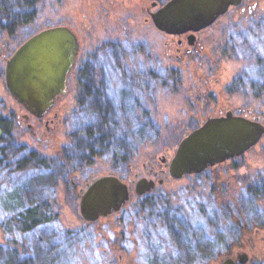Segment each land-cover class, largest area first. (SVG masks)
<instances>
[{
  "label": "flooded vegetation",
  "instance_id": "obj_1",
  "mask_svg": "<svg viewBox=\"0 0 264 264\" xmlns=\"http://www.w3.org/2000/svg\"><path fill=\"white\" fill-rule=\"evenodd\" d=\"M244 1L242 0L238 6L230 7L222 16L229 14L233 9H238L241 16H252L256 4L252 3L245 7ZM160 6L153 2L150 6L152 7L151 10L146 7L145 17L141 21L117 22L122 27V35H124L122 41L118 39H114L117 41L113 39L104 41L93 53V56L82 53V39L70 27L78 37L79 50L75 63L66 76L64 92L55 97L53 105L41 117L29 114L16 102L23 110V118L27 120V129L33 135L38 132L43 134L36 136L38 141L47 139L62 125L66 127V144L61 147L62 159L67 172H76L72 186L73 190L77 192V197L81 196L93 179L100 176L114 175L127 185L129 198L121 210L128 205L126 207V225L129 229L130 238L133 237L131 244L134 251L130 252L126 264H143L146 262L144 260L149 257L159 260L165 246V237L169 238V246L174 249L179 247L181 234H189L193 238L202 237V240L205 241L203 244L208 243L211 246L212 240L209 235L213 226V202L215 205L224 208L231 230L238 237L237 241L233 240L230 243L225 252L227 253L225 258L235 259L233 253L240 252L247 253L250 258V251L259 249L262 242L250 240L245 243L241 237L247 235L250 238L252 235L258 239L257 236L264 229L252 223L250 230L249 228L246 230L247 225L243 220V214L240 213L242 212L240 204L243 195L244 197L247 196L255 204H258L257 210L262 214L264 213L261 211L262 207L260 208V205L263 206L260 198L261 195H264V168L262 170L255 168L259 166L255 163L262 151L260 153L258 151L252 152L253 147L260 143L264 137H261L254 146L238 156L209 166L202 172L185 174L184 176L192 178L186 187L195 196L186 199L184 203L176 202L174 198L171 200L168 196L170 194L168 190L158 192L157 196H151L155 191H160L159 189L164 184L175 182L173 180L176 178L169 175L168 169L170 159L174 155L178 143L172 148L163 150L162 155L157 158H150L148 153L142 154L140 164L133 165L131 159L133 139H140V143H137L134 149V153L137 154L139 149L148 141L145 134L148 133L149 126L157 133L159 130V125L152 121L148 112L142 107L143 104L146 106L149 104V99L154 100L155 95L153 97L151 91L167 92L173 99L171 106L179 108L181 114L188 116V118L196 119V115H193L191 110L210 108V113H200L199 116L197 114L199 123L183 134L181 139L199 127L209 117L223 116L227 112L259 121L264 125L262 116L252 112L251 109L254 104H250L252 101L262 98V94H264V49H262L264 44L261 45L260 41L253 38L254 34L259 35L257 24L260 22L254 21L251 27H244V29L237 31L236 26L227 20H221V16L212 24L198 31L172 34L158 29L151 19V13ZM252 30L256 33L252 34ZM249 33L252 34V37H248ZM217 34L222 38L221 46L225 51H227L226 46L236 45L235 39L237 38L242 40L243 49L253 51L250 58L241 55L239 64L242 65L245 72L241 70L237 72L238 74L242 73L238 75V78H234L233 82L231 81L228 88L232 89L230 91L224 90L225 94L231 95L236 91L234 87L237 89L244 86V90L241 92L244 101L240 103L228 102L229 100H226L228 96L225 97L222 91L211 92L202 88L193 90L190 88L191 84L186 86L180 80L184 71L192 72L193 67L197 65L199 53L204 48L203 41L211 40ZM3 36L4 30L2 23H0V38ZM134 45L140 48L139 61H134L130 54L135 55L132 51ZM7 47L6 41L0 40V62L3 63L4 84L5 63L15 51L12 50L6 57ZM125 47L130 52H127ZM128 56L132 60L128 61ZM84 57L86 58L84 59ZM139 64L142 65L140 69L138 68ZM244 73L251 79L248 78L246 82L243 81ZM149 93L152 96H149ZM214 95L217 101L220 95L221 98L224 96L225 101L216 104ZM70 104L77 110L76 115H80L79 118L82 117L77 129L78 132L74 128L71 132L72 129L69 128L72 119L68 110ZM133 111H135L134 115L132 114ZM65 115H67L66 118ZM13 118L7 119L10 122L13 121ZM3 121L4 119L0 118V138L2 132L7 134L9 130L7 128L8 123ZM18 124L22 123L18 122ZM68 141L77 146L78 149L80 147L75 163H72L74 160L71 157L73 155L69 152ZM3 146L6 148L8 145ZM111 147L112 152L110 153ZM31 152L35 153L34 150H26L27 158ZM92 152L102 154L115 167L123 165L124 174L112 170L102 174L86 173V167L91 165L89 154ZM142 179L154 181V187L150 191L138 195L135 193V188ZM132 194L136 196L132 197ZM229 204L238 205L237 208L235 207V214L226 207ZM135 236L137 240H134ZM191 242L194 243L195 240L192 239ZM182 246L186 249L189 248L187 244ZM201 246L203 247V245ZM137 248L142 249L141 252H144V255ZM166 248L168 247L165 246ZM207 259L206 256L205 262L199 260L200 263L196 264H210V259ZM178 264L184 263L179 262ZM185 264L195 263L186 262Z\"/></svg>",
  "mask_w": 264,
  "mask_h": 264
},
{
  "label": "rangeland",
  "instance_id": "obj_2",
  "mask_svg": "<svg viewBox=\"0 0 264 264\" xmlns=\"http://www.w3.org/2000/svg\"><path fill=\"white\" fill-rule=\"evenodd\" d=\"M166 1L167 0H38L34 5L35 11L31 23H29V25L25 28L17 31L12 36H8L4 33V36L1 37L0 40H5L8 45L6 51V57H8L10 52L12 50H16V48L28 36H30V34L36 33L48 27L64 24L71 27L82 39V53L93 56V53L102 45L104 41H108L110 39H118L119 41H122V37L124 36L122 35V27L117 22L127 23V21L130 20L141 21L145 17L144 13L146 12V7L151 10L152 7L150 6L153 2H156L158 5H162ZM252 3L256 4V8L253 9L252 16H241L238 9H233L229 14L222 16L221 20L231 22L233 26L237 27V31L244 29V27H251L252 22L259 21L260 23L257 24L259 27L257 30L259 35L254 34L253 38L260 41L261 45H263L264 0H245L243 5L246 7V5H251ZM141 8H143V12L141 11ZM253 33H256V31L254 32V30H252V34ZM252 34L250 35L249 33L248 37H252ZM235 41H237L236 45H228L225 47L227 48V51H225V49L223 50V47L221 46L222 38L219 34L214 36L211 40H205L203 43L201 42L204 48L199 53V61L197 60V65L193 67L192 72L184 71L180 80L186 86L191 84L190 88L193 90H196L195 88H202L203 90L211 92L222 91L224 94L226 93L224 91L225 89L230 91L232 88H228V86L231 85V81L233 82L234 78H238V75L245 72L243 71L242 65L239 64V58L241 55H245L246 58H250L253 52L251 49L250 51H246V49L242 48L243 43L241 39L237 38ZM137 47L134 45V49L132 50L135 55L130 53L133 56L134 61H139L140 48L139 46ZM125 49L127 52L129 51L128 48L125 47ZM85 58L86 57H84V59ZM127 59L128 61L132 60L129 56ZM138 68H142V65L139 64ZM240 70L242 72L238 74L237 72ZM243 76V81L245 82L248 78H250L245 75V73ZM180 84L182 83L180 82ZM234 89L236 90L234 94H225V97L228 96L226 97V100L234 103L244 101L241 94L244 90V86H240L237 89L234 87ZM151 92L153 97L155 95L153 98L154 100L149 99V104L147 106L143 104L142 107L148 112V116L152 119V121L156 125H159V130L158 133L151 128L148 130V133L145 134L148 141L142 146V148L139 149L137 154L134 153V149L140 139H133V155L131 159L133 165L141 163L140 156L144 153H148L150 158H157L161 156L163 150L166 148H172L179 142V140H181L183 134H185L188 130H191L199 123L197 117L200 113H210V108H196L191 110L193 115H196V119L191 117L188 118V116L181 114L179 108L171 106L173 99H171L167 92ZM148 95L152 96L151 93ZM225 97L222 96L221 98L220 95V98H218L217 101L214 95V99L217 102L216 104L225 101ZM250 104H254V107L251 109L252 112L256 114L259 113L264 121V94H262V98L257 99L254 102L252 101ZM73 107L74 106L72 104L68 107L70 117H72L69 128L77 130L80 126V119H82V117L79 118L80 115H76L77 110ZM134 112L135 111L132 112L133 115ZM13 116H15V118H13ZM66 116L67 115H65V118ZM0 118L4 119L3 122L8 123L7 128H9L7 134L2 132L0 138V148L5 147L3 145H8L7 147H9L5 151L7 155L6 159H8V162L5 161L6 166H8L6 169L15 167L11 164V162L14 158L13 156L17 155L16 152L21 148L24 150H34L37 156L42 157L47 161L54 160L57 163L61 161V147L66 144V127L62 125L47 139L38 141L36 136H41L43 134L38 132L33 135L31 131L27 129V120L23 118L22 108L11 97L4 84L3 63L1 62ZM7 118H13V121L11 120L9 122V119ZM18 122H21L22 124H18ZM63 124H65L64 121ZM71 132H73V129ZM67 144L69 146L70 154L74 156H71L74 160L72 163H75L77 161V150L75 145L71 144L70 141H68ZM112 147L110 149V153L112 152ZM253 148L252 152L258 151L260 153V151H262L255 163V165H259L255 168L262 170L264 168V138ZM90 154L91 165L86 167V173L94 172L96 174H102L112 170L121 172V174L123 172L124 174L125 168L123 165L115 167L113 163L105 159L102 154H98L97 152L96 154L94 152ZM50 164L52 165L50 166L51 168H56V163L54 164V162H52ZM63 167L64 165H62V169L65 173L62 177L55 173L57 177L55 183L53 182L49 185V188L43 191L42 194L35 199V202H39V204L43 203V206H41L40 209L50 216V227H53L58 234L67 231L75 234V241H79L77 243H80L82 246L81 249H83L82 252L79 251L80 253H78L80 260H78L77 264H126V259L130 252L134 251V247L131 244L133 237L130 238L129 229L126 225V207H128V205L122 210L120 209L119 211L106 217H100L92 222L85 221L79 213V197H77V192L73 190L72 186L73 181H75L76 172L67 173V169ZM173 181L175 182L164 184V186L159 189L160 191H155L151 194V196H157L158 192L168 190L170 192L168 196L171 200L174 198V200L179 203H184L186 202V199H191L195 196L191 190L186 187V185L192 181L190 176L183 175V178H176V180ZM0 191V196L7 192L4 188ZM135 196V194H132V197ZM261 196L260 200L262 201L263 206L260 205V208L262 207L261 211L264 212V195ZM237 206L238 205L229 204L230 212L235 214V207L237 208ZM240 207L242 208V212L240 213L243 214V220L247 225L246 230L248 228L250 230L252 223L264 229V213L262 214L257 210L258 204H255L254 201L247 198V196L244 197L243 195ZM212 212L213 226L211 234L209 235L212 240L211 243L215 240L213 239V236L218 232L223 233V235H226L228 231L230 233L234 232H232L227 221V215L223 207L217 206L213 202ZM12 215L14 216L15 213L5 210L0 203V252L4 247L3 245H9L8 240L11 235L8 233L7 221L12 217ZM224 229L225 233L223 231ZM257 237L258 239L256 236L252 235L250 238L247 235L241 237V240L243 239L245 243H248L250 240L262 242L259 249L250 251V258L248 256V259L244 264H251L253 261H263L261 264H264V230L263 232H260ZM180 239V244H178L179 247L174 249L169 246V238L165 237L164 244L168 248L165 249V246L163 247V253H161V255L159 254V260L149 257L144 260L146 262L143 264H165V261H167L166 258L174 255L179 258L181 263L184 264L186 262L195 264L200 263L199 260H203L205 262L206 257L203 258V255L197 254V249H201V245H204L203 243L205 242L202 240V237L198 238L197 236L196 238H193L189 234H181ZM192 239L195 240L194 243L191 242ZM134 240H137L136 236L134 237ZM138 240L141 242L139 238ZM59 244L60 249H68L67 245H64L63 243ZM183 244H187V247L189 248H184L182 246ZM217 249L218 248L208 246L207 251L211 253L210 255H207V260L210 259V264H221L225 256H227V253H224L225 250L221 254L217 255ZM137 250L140 252L142 251V249L140 250L139 248H137ZM240 253H233L235 261H237L236 256ZM141 254L144 255V252H141Z\"/></svg>",
  "mask_w": 264,
  "mask_h": 264
},
{
  "label": "water",
  "instance_id": "obj_3",
  "mask_svg": "<svg viewBox=\"0 0 264 264\" xmlns=\"http://www.w3.org/2000/svg\"><path fill=\"white\" fill-rule=\"evenodd\" d=\"M242 0H167L151 13L154 25L167 33L198 31L240 5ZM79 50V41L67 25L42 29L24 40L7 59L5 85L11 97L29 114L43 116L56 96L64 92L67 74ZM1 133V131H0ZM264 137L259 121L227 112L209 117L185 135L170 159L172 178L199 173L254 146ZM154 187V181L140 180L135 193L142 195ZM129 198L127 185L114 175L100 176L79 197L81 217L92 222L121 209ZM225 258L221 264H244L247 253Z\"/></svg>",
  "mask_w": 264,
  "mask_h": 264
},
{
  "label": "trees",
  "instance_id": "obj_4",
  "mask_svg": "<svg viewBox=\"0 0 264 264\" xmlns=\"http://www.w3.org/2000/svg\"><path fill=\"white\" fill-rule=\"evenodd\" d=\"M37 1L0 0V23L4 33L12 36L28 26L34 16V5ZM75 148L77 151L80 149L77 146ZM6 149L7 147L0 148V190L3 188L7 190L0 196V203L5 210L12 211L15 215L7 221L8 233L11 236L8 240L9 245H3L1 249L0 264H77L80 260L78 253L83 249L81 244L77 243L79 241H75V234L69 231L56 233L55 229L50 227V216L40 209L43 203L35 202L49 185L55 183L57 178L55 173L60 177L65 173L62 169L63 159L60 158L59 163L54 160L47 161L34 152L27 158L26 150L21 148L11 162L15 167L6 169L8 167L5 164L8 160ZM49 162L56 163V168H51ZM226 207L230 208L229 205ZM223 231L225 233V229ZM213 239L215 240L211 246L218 248L216 252L218 255L224 250L225 253L230 243L238 240V237L228 231L226 235L218 232ZM58 242L67 245L68 249H60ZM208 246L210 245L205 243L202 250L197 249V254L203 255V258L210 255L211 252L207 251ZM174 256L167 257L165 264H178L179 258ZM261 262L263 261H253L251 264Z\"/></svg>",
  "mask_w": 264,
  "mask_h": 264
}]
</instances>
